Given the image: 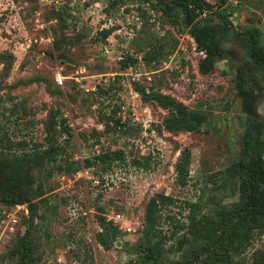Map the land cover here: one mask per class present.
<instances>
[{"label":"rangeland","instance_id":"rangeland-1","mask_svg":"<svg viewBox=\"0 0 264 264\" xmlns=\"http://www.w3.org/2000/svg\"><path fill=\"white\" fill-rule=\"evenodd\" d=\"M202 1L209 12L198 23H221V0ZM221 8L230 16L222 55L201 73L203 53L190 25L156 0H0V160L17 158L29 170L25 192L34 209L30 216L26 203L0 198V264H136L145 206L156 193L175 198L162 214L163 228L175 233L162 264H201L187 219L215 218L218 204L237 200L236 164L250 119L244 96L255 99L253 116L264 118V70L246 53L249 28L260 30L264 45V0ZM135 86L201 109L200 130H168L167 110L143 102ZM53 113L70 134H53L58 151L38 165L34 155L53 148L46 137ZM183 148L191 152L189 178L178 186L174 167ZM114 150L122 156L95 162ZM100 216L118 228L110 249L95 238ZM26 227L30 246L21 260ZM228 258L264 264V229Z\"/></svg>","mask_w":264,"mask_h":264},{"label":"trees","instance_id":"trees-1","mask_svg":"<svg viewBox=\"0 0 264 264\" xmlns=\"http://www.w3.org/2000/svg\"><path fill=\"white\" fill-rule=\"evenodd\" d=\"M164 11H175L183 17L190 25V34L196 44V48L203 53L198 63L201 73L211 71L216 59L222 55L220 38L223 31L229 25V12L227 8H221L225 0H221L220 8L215 15L221 18V23H198V20L208 16V10L202 0H156ZM205 12V16L201 14ZM108 30L103 31V37ZM246 53L249 61L258 69L264 70V45L261 42V32L252 27L246 31ZM127 66L124 62L123 67ZM238 81H244L242 74H237ZM239 92L243 86L238 85ZM135 91L140 95L143 102H154L159 107L166 109L168 117L165 121L166 128L173 132L188 131L198 132L202 126L203 118L201 109H190L176 98L159 91H148L144 87L135 86ZM243 106L250 118L248 127L243 136L240 159L236 164L239 176L237 200L231 203L218 204L215 208V218L198 214L197 217L190 216L187 219L189 233L194 241L200 245L199 251L195 252V258L201 264H229V254L238 252L242 244L247 240L249 234L254 230L264 229V118L256 119L252 103L255 99L244 96ZM201 105V104H199ZM198 105V107H199ZM258 115L257 113H255ZM257 117V116H256ZM48 121V123H47ZM46 121L47 141L52 149L36 153L32 160L41 165L45 157L51 152L56 154L59 145L54 146L53 134L69 135L70 127L63 117L57 113L50 114ZM122 156L120 150L104 152L95 156L97 163L103 164L110 157L118 159ZM16 160H0V198L4 200L26 203L30 216H33V202L26 194L25 187L30 185L32 178L29 170L20 166ZM191 152L183 148L175 163V183L185 186L189 178V165ZM91 162H88V164ZM41 195V194H39ZM175 198L165 193H156L146 203L145 220L142 229V239L136 245V251L140 257L136 264H162L167 241L174 239L173 232L164 229L163 210L174 205ZM184 206H192L184 202ZM200 205H193L194 212ZM195 214V213H194ZM100 230L96 232L97 242L105 249H110L117 237L118 228L107 222L105 217H99ZM178 227V226H175ZM29 227H26L22 247L19 249L21 260L28 251L30 243L28 240ZM185 236L177 238L179 247ZM168 249V248H167ZM183 264H194L184 261Z\"/></svg>","mask_w":264,"mask_h":264},{"label":"built area","instance_id":"built-area-1","mask_svg":"<svg viewBox=\"0 0 264 264\" xmlns=\"http://www.w3.org/2000/svg\"><path fill=\"white\" fill-rule=\"evenodd\" d=\"M229 2H233L235 4L236 0H225V3H229ZM201 15L205 16L206 14H205V12H203Z\"/></svg>","mask_w":264,"mask_h":264}]
</instances>
